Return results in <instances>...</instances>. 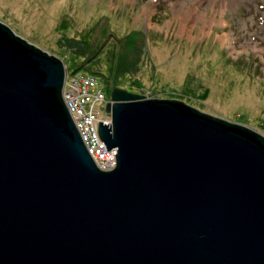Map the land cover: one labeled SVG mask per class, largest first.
Returning <instances> with one entry per match:
<instances>
[{
	"label": "water",
	"instance_id": "95a60500",
	"mask_svg": "<svg viewBox=\"0 0 264 264\" xmlns=\"http://www.w3.org/2000/svg\"><path fill=\"white\" fill-rule=\"evenodd\" d=\"M66 65L0 20V264H264V134L113 87L88 152Z\"/></svg>",
	"mask_w": 264,
	"mask_h": 264
},
{
	"label": "rangeland",
	"instance_id": "374dc122",
	"mask_svg": "<svg viewBox=\"0 0 264 264\" xmlns=\"http://www.w3.org/2000/svg\"><path fill=\"white\" fill-rule=\"evenodd\" d=\"M0 20L107 98L177 99L264 134V0H0Z\"/></svg>",
	"mask_w": 264,
	"mask_h": 264
},
{
	"label": "built area",
	"instance_id": "2783aa9c",
	"mask_svg": "<svg viewBox=\"0 0 264 264\" xmlns=\"http://www.w3.org/2000/svg\"><path fill=\"white\" fill-rule=\"evenodd\" d=\"M66 71L62 95L82 140L102 169H110L116 163V148H108L98 133V121H110L104 110L108 100L93 75L75 73L69 77Z\"/></svg>",
	"mask_w": 264,
	"mask_h": 264
},
{
	"label": "trees",
	"instance_id": "16d2710c",
	"mask_svg": "<svg viewBox=\"0 0 264 264\" xmlns=\"http://www.w3.org/2000/svg\"><path fill=\"white\" fill-rule=\"evenodd\" d=\"M85 61H83L81 64H83ZM85 74V73H84ZM88 75H91V74H88Z\"/></svg>",
	"mask_w": 264,
	"mask_h": 264
}]
</instances>
